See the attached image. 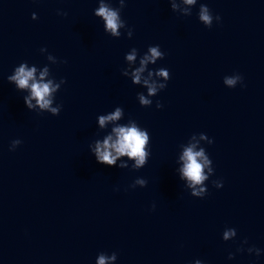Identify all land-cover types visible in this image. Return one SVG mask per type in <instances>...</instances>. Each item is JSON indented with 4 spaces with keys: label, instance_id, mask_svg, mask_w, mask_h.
Wrapping results in <instances>:
<instances>
[{
    "label": "water",
    "instance_id": "1",
    "mask_svg": "<svg viewBox=\"0 0 264 264\" xmlns=\"http://www.w3.org/2000/svg\"><path fill=\"white\" fill-rule=\"evenodd\" d=\"M102 3L121 7L0 0V264H97L113 253L107 264H264V0H125L119 37L95 15ZM156 45L164 57L135 83ZM21 64L37 81L47 71L56 115L35 99L27 108L30 89L7 79ZM237 74L242 82L225 83ZM117 108L119 119L101 127ZM132 126L149 133L145 165L98 163L96 141ZM189 147L204 153L198 185L183 175ZM193 187L206 195L192 196Z\"/></svg>",
    "mask_w": 264,
    "mask_h": 264
},
{
    "label": "clouds",
    "instance_id": "2",
    "mask_svg": "<svg viewBox=\"0 0 264 264\" xmlns=\"http://www.w3.org/2000/svg\"><path fill=\"white\" fill-rule=\"evenodd\" d=\"M120 9H113L109 6L104 5L103 3L96 10L95 15L98 17H103V20L106 25V31L110 30L111 35L113 37L121 36V32L118 30L121 27H126V22L120 19V11L125 6V0H119ZM188 4H193L195 0H185ZM173 8L176 7L175 4L172 5ZM199 18L204 22L205 25H211L212 16L209 14V8L206 5L201 6ZM216 19L219 21L221 18L216 16ZM133 33L131 29H127V36L132 37ZM46 51V49L42 48L41 52ZM136 49H132V53L127 56V60L129 62L134 61L136 59ZM148 52L150 55H144V57L140 60L141 67L137 68L133 73L134 82H140V73L144 71V66L148 63H155L157 58H163L164 53L160 50L159 45L152 46L148 48ZM49 59H52L49 56ZM36 72V68H27L24 64H21L18 68L15 69V74L8 76V80L10 82H15V85L18 89H30L31 95L25 96L24 103L27 108L32 109L34 105L32 104V100H36V104L39 105L41 109H49L54 115H56L59 111L58 108H51L50 105L52 101L48 99L50 93L55 91V88L52 87V82L48 83L43 82V78L47 75V71L42 72L40 74V81H37L34 74ZM157 75L165 78L166 81L170 79L169 71L161 68L157 73ZM152 73L149 72V76ZM242 82V77L237 74L233 78H226L225 83L229 86H234L237 81ZM31 82V83H30ZM62 82L65 83L64 80ZM144 84L148 87V94L150 96L155 95L158 91L157 86L155 84H150L148 80L144 81ZM59 87V85H56ZM166 87V84H160L159 89L163 90ZM140 103L144 105H149L152 102L146 99L143 95L139 97ZM156 107L159 109L162 107L160 102H157ZM121 115V110L117 108V110L111 115L100 116L99 123L100 126L103 127L108 121H115L119 119ZM115 134V139H113L112 135L107 136L103 142L96 141L95 147L92 148V152L95 155L96 161L100 164H105L108 166H117V160L120 157L126 156L129 159H135V168H140L146 163V156L148 153L144 151V146L149 140V133L140 131L136 126L132 127H116L113 129ZM21 143L20 140L12 141L11 149H15L17 145ZM212 143V140L209 141ZM204 155L203 150L199 152H193L191 147L187 148L184 152V156L182 159H185L187 162L183 169V175L187 177L190 181H192L193 185L200 184L206 177L202 174L203 165L197 162L198 157H202ZM211 161L208 158L204 159V164H208ZM126 164H120L119 167H126ZM210 172L213 169H209ZM136 183L141 184L142 186L146 185L145 180H137ZM215 187H222V183L219 181L213 182ZM206 190L204 188L196 189L193 187L192 196L203 198L206 195ZM154 207V206H153ZM236 235L235 229H230L224 232V239L228 240L229 238ZM251 250V249H250ZM257 256H259L260 249H256ZM117 258L116 253H113L111 257L100 256L97 264H107L109 260H115ZM232 258V254H229V259ZM195 264H202V261L197 260Z\"/></svg>",
    "mask_w": 264,
    "mask_h": 264
}]
</instances>
